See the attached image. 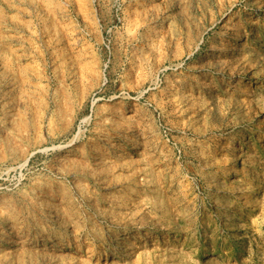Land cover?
<instances>
[{
  "label": "rangeland",
  "instance_id": "1",
  "mask_svg": "<svg viewBox=\"0 0 264 264\" xmlns=\"http://www.w3.org/2000/svg\"><path fill=\"white\" fill-rule=\"evenodd\" d=\"M0 264H264V0H0Z\"/></svg>",
  "mask_w": 264,
  "mask_h": 264
},
{
  "label": "bare ground",
  "instance_id": "2",
  "mask_svg": "<svg viewBox=\"0 0 264 264\" xmlns=\"http://www.w3.org/2000/svg\"><path fill=\"white\" fill-rule=\"evenodd\" d=\"M243 35H244V34H243ZM242 37H244V36H242V34L240 33V34L238 35V39H241ZM201 82H202V81H201ZM203 82H204V81H203ZM203 82H202V83H203ZM199 84H200V82H199ZM203 84H204V83H203ZM96 154H98V156H99V154H101V151L97 149ZM119 243L122 244L123 242H119ZM136 247H137V246H136ZM132 252H133V251H132ZM132 252H131V253H132ZM208 261H209V263H211V262H214V263H215V261H217V258H216L215 256H210Z\"/></svg>",
  "mask_w": 264,
  "mask_h": 264
},
{
  "label": "built area",
  "instance_id": "3",
  "mask_svg": "<svg viewBox=\"0 0 264 264\" xmlns=\"http://www.w3.org/2000/svg\"><path fill=\"white\" fill-rule=\"evenodd\" d=\"M106 47H107V50H110L108 46H106Z\"/></svg>",
  "mask_w": 264,
  "mask_h": 264
}]
</instances>
